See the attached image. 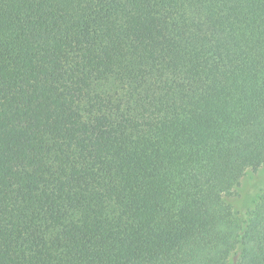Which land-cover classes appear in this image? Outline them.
I'll list each match as a JSON object with an SVG mask.
<instances>
[{
	"label": "trees",
	"instance_id": "16d2710c",
	"mask_svg": "<svg viewBox=\"0 0 264 264\" xmlns=\"http://www.w3.org/2000/svg\"><path fill=\"white\" fill-rule=\"evenodd\" d=\"M264 0H0V264H264Z\"/></svg>",
	"mask_w": 264,
	"mask_h": 264
},
{
	"label": "rangeland",
	"instance_id": "374dc122",
	"mask_svg": "<svg viewBox=\"0 0 264 264\" xmlns=\"http://www.w3.org/2000/svg\"><path fill=\"white\" fill-rule=\"evenodd\" d=\"M263 191L264 166L257 171L246 170L238 185L233 188L232 193L226 196L224 200L238 218L246 221L257 198Z\"/></svg>",
	"mask_w": 264,
	"mask_h": 264
}]
</instances>
